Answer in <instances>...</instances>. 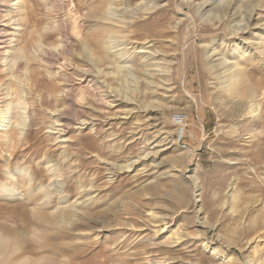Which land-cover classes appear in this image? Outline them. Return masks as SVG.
<instances>
[{"label": "rangeland", "instance_id": "374dc122", "mask_svg": "<svg viewBox=\"0 0 264 264\" xmlns=\"http://www.w3.org/2000/svg\"><path fill=\"white\" fill-rule=\"evenodd\" d=\"M99 1L0 0V109L14 105L0 122V221L10 223L7 207L17 205L70 210L85 223V209L104 212L61 244L80 258L49 264H264V153L254 158L255 129L237 131L256 114L233 111L242 95L220 84L242 68L264 82V9L240 0L223 23L214 14L230 0H114L110 15L127 23L101 50L129 64L133 82L79 54L96 37L89 12ZM67 43L70 61L56 57ZM219 59L226 64L210 69ZM69 88L82 95L75 107ZM70 107L84 123L63 130L58 110ZM35 226L41 236L56 232Z\"/></svg>", "mask_w": 264, "mask_h": 264}, {"label": "bare ground", "instance_id": "6f19581e", "mask_svg": "<svg viewBox=\"0 0 264 264\" xmlns=\"http://www.w3.org/2000/svg\"><path fill=\"white\" fill-rule=\"evenodd\" d=\"M202 1H203L202 5H205V4L209 5L210 0H202ZM239 1L240 0H230L225 8L218 10L214 14L215 15L214 18L216 16H218L217 13H220L221 14L220 21H223V23H225L226 22L225 17L227 15H233V14H236L238 12V6L237 5H238ZM114 2H115L114 0H101L98 2L97 5L95 4L93 12H92V10H91L92 13L89 12V15H90L89 17H92V19H94V20H92L93 25L90 23L92 26H94V28H92L93 30L91 33H94V35H96V37L91 42L86 41V42H83L82 44H79L80 45L79 46V48H80L79 54L82 56V57L80 56L82 58V61L87 63L88 66L89 65L92 66L93 68L97 67L100 64H103V65L104 64H115V66H114L115 70L117 69V71H119V73L121 72V70L124 71L126 74L125 76H127L129 79V78L134 77L133 76L134 69L129 64H124L123 66L119 65L118 64L119 60L115 58L117 56V54L115 55V57H111V56H107V54H105L101 50L104 43H106V42L108 43V41L110 39L112 40V38L115 37V36L113 37V32L114 31L120 32L121 24L127 23V21H125L126 20L125 17L127 15H125V14L122 15V17H120V18H115V17H112V15H110L111 13L109 12V10H110L109 6L111 4L113 5ZM253 2H256V8H263L264 9V0H246L245 3L248 7ZM117 14H119V13H117ZM250 16H251V11H250ZM86 17H88V15H86ZM104 21H111L112 22V24H109L111 30H113L112 33L109 31H104L103 28H104V26L106 27V24H107ZM64 28L67 29L66 35H69V29L70 28L68 29L67 26H65ZM71 31H72V33L78 32L76 21L72 22ZM99 31H101V32H99ZM261 35H264V33H261ZM126 37H128V36H126ZM130 40L131 39L128 37L127 41H130ZM220 41H221V39L214 40L215 43H214L213 48H215V46ZM3 43H4V41L0 40V44H3ZM91 46H94V47H91ZM2 48L3 47L0 46V51ZM49 53H50V50H46L45 55H48ZM71 53H72V49L69 46V44L67 43V44L63 45L62 49L56 55V57L59 59H60V57H63V58L70 61L71 60L70 55H72ZM93 54H95L97 56V58H93L92 57ZM219 61H220V59H219ZM226 62L227 61L224 59L223 61H220L217 65L211 64L213 66L210 69H214L215 67H218V66H224L226 64ZM91 70L92 69L85 70L84 74H91V76L93 78L90 81H95L96 80V75H95L96 71L94 73H92ZM98 72H99V70H98ZM108 72H107V74H111ZM114 73H116V72L114 71ZM83 77H84V75H83ZM132 80L134 82L133 78H132ZM135 82H136V80H135ZM221 83L222 84L225 83V85H223V87L226 88V90L229 92L230 96H232L233 94L234 95L236 94L237 97L242 95L241 99L239 101H236L233 104V106H232L233 111L235 110V111L240 112V116H242L243 114H245V115L250 114V115L254 116L256 114L255 115L256 117H254L251 120H241L243 122L238 124L237 131L239 134H242V133H245L246 131L248 132V130L254 131V129H255V133L252 135V137L257 138V144H256L257 149L254 152V158L259 157L261 154L264 153V82H263V80L262 79L255 80V76H253L250 71H248L246 68H242V69H235L234 71L229 72V74L226 75V77L222 81H220V84ZM134 85H135V83H134ZM1 95H3V94H1ZM64 96H65V98L70 99V101H71L70 106L71 107L76 106L75 100L77 101L79 99H82V95H79L77 97V99H75V96L73 95V91L71 88H69L66 91ZM99 98H101V95ZM63 99H64V97H63ZM249 99H251V101L248 103ZM4 100H5V97L1 96L0 102H3ZM13 107H14L13 102H11L6 108L4 107L5 109H0V122L1 123H4V121L9 117V114L12 112ZM71 107L69 109L65 108V109H59L58 110V114H57L58 118H59L58 121L63 122V127H64L63 130L70 128L72 125H74L73 123L76 121H78V122L84 121V120L81 121V118L78 116L77 113H76V115L71 113V110H70V109H72ZM245 111H247V112L244 113ZM82 123H84V122H82ZM96 129H97V127H96ZM6 134H7V132H6ZM4 186H5L4 183L0 184L1 188H4ZM6 189L9 190L8 192H9L10 196H13V197L15 196L17 190H15L14 188L11 189L10 187H7V186H6ZM156 190H158V188ZM179 191H180L179 192L180 197L185 199V196H186L185 190L182 188H179ZM9 207H7L9 214H8V216H6V213H5L4 217L7 219H4V220L5 221L9 220L10 223H12V224H10L9 222L0 221V264H49L48 263L49 260L55 261V259H54L55 255L56 256L58 255V257H68V258H71L72 260L80 258L81 255L84 253L83 251H81L77 248L76 249H68L61 244L64 243V240L69 238V233L72 230L81 229V228H85V227L87 228L88 226L99 225L100 222L103 221L101 219H103V216H104V215H102L104 212H101L98 210L93 211L94 209H92V208L85 209L84 214L86 213V214L91 216V219H89V222L87 221L88 223H85V222H77L78 217H77V220H73L72 218L74 216H79V214H77L76 212L70 211V210L66 211V212H62V215L58 216L55 213H52V214L51 213L49 214L48 212L46 213L44 210H41V209L30 210L28 207L23 206V205L12 206V207H10V209H9ZM2 208L4 209V206L0 204V211L2 210ZM126 209L129 210L130 206H127ZM4 210L6 212L7 209L5 208ZM0 215H1V212H0ZM2 215H3V213H2ZM83 218H81V219H83ZM262 218L264 220V214L262 215ZM35 219H37L38 221L43 223L46 230L53 229V230H56V232H54L52 234L50 233L46 236L38 235L39 230L35 226ZM13 223L15 225H13ZM117 224H121V223H117ZM100 256L101 257L102 256H108V254L105 253L104 251H102ZM100 261H102V260H100ZM98 264H100V262Z\"/></svg>", "mask_w": 264, "mask_h": 264}, {"label": "built area", "instance_id": "2783aa9c", "mask_svg": "<svg viewBox=\"0 0 264 264\" xmlns=\"http://www.w3.org/2000/svg\"><path fill=\"white\" fill-rule=\"evenodd\" d=\"M174 120L176 121V123L182 127L184 125V122H185V118L183 115L181 114H177L174 116ZM183 134H184V130L181 128L180 129V132H179V141L182 140V137H183Z\"/></svg>", "mask_w": 264, "mask_h": 264}]
</instances>
